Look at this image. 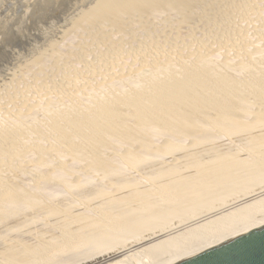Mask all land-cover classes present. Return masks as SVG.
Wrapping results in <instances>:
<instances>
[{
    "label": "bare ground",
    "instance_id": "obj_1",
    "mask_svg": "<svg viewBox=\"0 0 264 264\" xmlns=\"http://www.w3.org/2000/svg\"><path fill=\"white\" fill-rule=\"evenodd\" d=\"M4 1L0 13L18 0ZM77 1L63 36L80 34V51L62 52L59 40L46 37V46L9 76L0 98V113L5 102L16 121L0 126V264H174L264 226V50L248 40L254 32L244 26L258 0ZM11 16L6 25H16L19 18L11 23ZM127 40L140 42L136 53L130 50L129 68ZM33 70L34 81L26 83ZM98 75L122 89L105 86L109 94L85 105L79 97L88 87L78 81ZM56 96L64 109L51 113ZM43 97L47 120L23 123L45 112L36 101ZM81 162L87 179L98 175L101 183L87 187L80 174L67 203L45 199L41 191L58 186V176ZM35 173L41 174L21 177Z\"/></svg>",
    "mask_w": 264,
    "mask_h": 264
},
{
    "label": "rangeland",
    "instance_id": "obj_2",
    "mask_svg": "<svg viewBox=\"0 0 264 264\" xmlns=\"http://www.w3.org/2000/svg\"><path fill=\"white\" fill-rule=\"evenodd\" d=\"M1 2H2V0H0ZM4 1V0H3ZM7 1V0H6ZM27 2L25 3L24 2V0H23V2H22V0H20V3H19V0L16 2V3H14L15 2V0L13 1V6H12V9L11 8H9L8 6H9V4H11V3H9L8 4V6H7V8H9L8 9V11L6 10V13L5 12H2L1 11V13H2V15H1V13H0V25H1V23L3 24L2 25V27L0 28V41H1V43L2 44H0V47H2V49H0V57H2V61L3 60H6V57H7V60L9 59V62L6 60V62H8V64H9V66L7 65V63L6 62H2V61H0V82H3V83H0V93H4V92H1V89L2 90H5V94H0V98L1 97H5L6 96V93H7V89H9V84H12V77H9V76H12L13 74V72H14V70H17L18 68H19V65L21 66L26 60H27V58H29L30 57V55L31 54H33V52L35 51V52H37V51H39V50H41L42 49V47L45 45L46 46V44L50 41V39L52 38H54L53 40H55L56 42H58V40H59V44L60 45H62L61 46V48H62V52H64L65 50L66 51H68V50H70V49H75V48H77V50H79L81 47H79L78 45H80V46H82L83 44L82 43H84V40L82 39V36L80 35V34H71V35H69V36H63V32H64V30H65V28H68L69 27V22H70V20H71V18L75 15V12L73 13V12H71V9H73V6L71 5V3L72 2H75V1H77V0H57L58 2L56 3V7H54V4H53V2H54V0H49V1H51V2H48V0H31L33 3H34V5H33V3L30 1V0H26ZM36 1H38L37 3H36ZM53 1V2H52ZM261 1V2H260ZM258 0V2H259V4H262V5H259L258 4V8H257V3H256V12H254L253 14V16L251 15V18H250V21L248 22L247 21V23H246V21H244V23H245V25H244V23H243V25L244 26H246L247 28H249V27H251V28H249V32L250 33H253L252 35L251 34H249L248 33V40L251 42V43H253V44H255V46L256 47H260V48H263L262 50H264V0L262 1V0ZM5 2V1H4ZM7 2H10V0H8ZM39 2H41L40 4H39ZM45 2V3H44ZM78 2V1H77ZM3 3V2H2ZM19 5H18V4ZM21 3L23 4V6H21ZM25 3V4H24ZM27 3H29L28 5H27ZM46 4V5H44V4ZM50 3L52 4V6L50 5ZM31 4V8H29L28 6ZM36 4H37V6H36ZM50 5V7H49V5ZM57 4H58V6H57ZM68 4V5H67ZM73 4V3H72ZM77 3L75 2V4L74 5H76ZM3 4H1L0 6H2ZM6 5H7V3H6ZM16 7H15V6ZM51 11H49L48 9H46V7ZM66 6H68V7H66ZM71 6V7H70ZM18 7V8H17ZM21 7V8H20ZM28 7V8H27ZM33 7V8H32ZM42 7V9H40V8ZM53 7H54V9H57V10H53ZM57 7H59V9L57 8ZM16 10H15V9ZM53 10H51V9ZM4 9H6V7L4 8ZM23 9H25L26 10V12H25V10H23ZM28 9H31L30 11V13H29V15H30V17L28 16V12H29V10ZM67 9V10H66ZM262 10V11H259V10ZM19 10V11H18ZM35 10H37V12L35 11ZM42 10V11H41ZM66 10V11H65ZM260 12H258V11ZM3 11H5V10H3ZM14 11V12H13ZM18 11V12H17ZM28 11V12H27ZM41 11V12H40ZM43 11L46 13V12H48V13H46V17H48V18H50L49 20H48V23L50 24V23H53V25L51 24V25H47V21H46V18L44 17V14H43ZM64 11V12H63ZM35 12V13H34ZM39 12L40 13H42V15H43V18L44 19H42L41 17H39L40 16V14H39ZM53 12H55L54 14H53ZM62 12V13H61ZM68 13V17H67V14L66 13ZM8 13V14H7ZM9 13H10V15H9ZM14 13H19V15L21 16V14H22V16L23 17H20L19 15H17V14H15V18L13 17V14ZM21 13V14H20ZM27 13V14H26ZM64 13V14H63ZM71 13V14H70ZM257 13V14H256ZM11 14H12V16H11ZM27 16H26V15ZM34 14V15H33ZM35 14H37V15H35ZM49 14V15H48ZM52 14L54 15V20H53V22H52ZM3 15H6V17L5 16H3ZM8 15V16H7ZM63 15H65V16H63ZM256 15V16H255ZM259 15V16H258ZM10 16L12 17V19L10 20V21H12V20H14V19H16V18H19V19H17L16 21H14V22H16V25H15V23H13V21L11 22V23H13V26H16V28L18 29H22V30H20L19 31V29H18V31H17V29H15V31H16V33H15V31L13 32V30H10V29H12V25L10 24V22L9 23H7V25L5 24L6 22H8V20H9V18H10ZM29 17L28 19H26L25 18V21L26 20H29L32 24L35 22V20H36V23H34L33 24V26L32 25H30L29 24V21H28V24L25 26V22H24V20H22V18H24V17ZM35 16H37L38 17V19H40V22H39V20L38 19H36L35 18ZM58 16H60V18H63L62 19V21L60 20V18H58ZM63 16V17H62ZM263 16V17H262ZM7 17H8V19H7ZM56 17V18H55ZM260 17V18H259ZM4 18H5V20L7 19V21H5L4 20ZM35 18V19H34ZM255 18V19H254ZM259 18V19H258ZM56 19H57V21H56ZM58 19L60 20V21H58ZM261 19V20H260ZM18 20H20L19 22H20V24H24L23 26L22 25H20L19 24V22H18ZM21 20L23 21V22H21ZM34 20V21H33ZM45 20V21H44ZM50 20H51V22H50ZM164 20H165V18L163 17V18H161V26L163 27V25H164ZM258 20V21H257ZM263 20V21H262ZM41 21H43V22H41ZM56 21V22H55ZM257 21V22H256ZM46 22V24H44ZM55 22V23H54ZM58 22V23H57ZM60 22V23H59ZM253 23V25H252V23ZM18 23V24H17ZM67 23V24H66ZM256 23H257V25H256ZM42 24V25H41ZM58 24V25H57ZM163 24V25H162ZM4 25H6L5 27H8V28H10V29H5V27H4ZM8 25H10V26H8ZM17 25H18V27H17ZM28 25H30V26H28ZM35 25H36V27H35ZM37 25L39 26V25H41V29L39 28V27H37ZM66 25V26H65ZM251 25V26H250ZM20 26V27H19ZM25 26V27H24ZM43 26V27H42ZM46 26H49V27H46ZM54 26V27H53ZM61 26V27H60ZM161 26L159 27V29L158 30H160L161 29ZM258 26V27H257ZM262 26V27H261ZM33 28V29H35V33L37 32V34H34V32H33V29H30V31L28 30L29 28ZM50 27H52V28H50ZM57 27H59V28H57ZM48 30V28H49V31H50V33H49V31H47L46 29ZM57 28V29H56ZM164 28V27H163ZM190 28H191V26H190ZM41 30L40 32L39 31H37V30ZM254 29H255V31H254ZM9 30V31H8ZM28 30V31H27ZM32 30V31H31ZM43 30L47 33H43ZM189 30V29H188ZM188 30H183V32H182V36H185L183 33H187V31ZM252 32H251V31ZM26 32H28L27 33V35H25L26 34ZM31 32H33V33H31ZM59 32V33H58ZM62 32V33H61ZM25 33V34H24ZM56 33V34H55ZM202 33V32H201ZM14 34H16V35H14ZM22 34H24L25 36H26V39L24 38V36L22 35ZM31 34H34L35 36L37 35L38 36V34H40V35H42L43 37H42V39L43 38H45L46 39V37L47 38H50L49 40L48 39H46V40H44L43 39V42H42V39H40V37H39V39H36V38H34V39H36V40H41V43H39L38 41V43L36 42V40H34L33 39V36L34 35H32V36H28V35H31ZM199 34V36H200V38L201 37H203V33L202 34H200V33H198ZM256 34H257V36H256ZM39 35V36H40ZM54 35V36H53ZM3 36V37H2ZM21 36H23V37H21ZM34 36V37H35ZM50 36V37H49ZM79 36V37H78ZM143 35H139L138 36V39H141V37H142ZM30 37H32V38H30ZM62 39V41L60 42V38ZM4 38L6 39V41H7V43H9L10 41L12 42V43H18L17 45H15V44H12V43H10L11 45L9 46V44H7L8 46H2L3 44L4 45H6V41H4ZM16 38V39H15ZM18 38H19V40H18ZM20 38H21V41H23V42H21L20 43ZM28 38V39H27ZM29 38L30 39H33V40H30V41H27V40H29ZM38 38V37H37ZM56 38H57V40H56ZM143 38V40H144V38H145V36L144 37H142ZM2 39H3V41H2ZM10 39V40H9ZM23 39V40H22ZM51 39V40H52ZM127 39H129V38H127ZM13 40V41H12ZM16 40H18L17 42H16ZM72 40V43H70L69 41H71ZM77 40V41H76ZM83 40V41H82ZM26 41V42H25ZM45 41V42H44ZM131 43H130V42ZM135 42L134 43H132V41L131 40H127L126 41V43H125V53H127L126 54V56H125V54H124V59H127V61H123V63H125V65L126 66H128V68L129 67H131L132 66V64H134V55H133V57H132V54H131V51H132V48L134 49V48H136V49H134V52L133 53H136V50L139 48V44H140V42L138 43V41H137V43H136V40H134ZM30 44H29V43ZM32 42H34L35 44H33ZM74 42V43H73ZM23 43V44H22ZM25 43V44H24ZM43 43V44H42ZM64 43V44H63ZM258 43V44H257ZM26 44H28V45H26ZM32 44V46H29V45H31ZM42 44V45H41ZM66 44V45H65ZM68 44V45H67ZM82 44V45H81ZM129 44V45H128ZM132 44V45H131ZM135 44H136V46H135ZM22 45V46H21ZM24 45H26V46H24ZM35 45V46H34ZM36 45H38V48L36 47ZM77 46V47H75V46ZM128 45V46H127ZM263 45V46H262ZM18 46H20V50H22L23 48H24V50H25V53H23V51L24 50H22V51H20V50H18L19 49V47ZM9 47V48H8ZM10 47H12L11 48V50L12 51H10V52H8V50L10 49ZM17 47V48H16ZM21 47H22V49H21ZM26 47V48H25ZM30 47V48H29ZM31 47H34V48H31ZM70 47V49H68ZM128 47V48H127ZM4 48V49H3ZM5 48H7V49H5ZM13 48H15L14 49V51H13ZM67 48V49H66ZM79 48V49H78ZM29 51H28V50ZM34 49V50H33ZM36 49H37V51H36ZM128 49V50H127ZM1 50H3V52H5V50L7 51V52H5V53H3ZM18 50V51H17ZM77 50H75V52H78ZM93 50V51H92ZM95 49H94V47H92V49H91V51H90V56H89V59L91 60V61H93V60H95L96 58H97V55H96V53H94V52H96V51H94ZM131 50V51H130ZM19 51L21 52V53H19ZM26 51H28V52H26ZM31 51V52H30ZM33 51V52H32ZM80 51V50H79ZM13 52H14V57L12 56V54H13ZM34 52V53H35ZM92 52V53H91ZM98 52V51H97ZM8 53V54H7ZM12 53V54H11ZM16 53V54H15ZM128 53H130V55L128 54ZM7 54V55H6ZM28 54V55H27ZM98 54V53H97ZM187 55H188V52L186 53ZM220 54H221V56H220ZM3 55H5V57L3 56ZM9 55V56H8ZM129 56V57H128ZM215 56H217V58L215 59L217 62H222L223 60H224V55H222V53H217ZM223 56V57H222ZM9 57V58H8ZM5 58V59H4ZM10 58H12V60H14V61H12V62H15V64L14 63H12L11 62V59ZM19 58V59H18ZM25 59V60H24ZM221 59V60H220ZM133 60V61H132ZM11 62V63H10ZM20 62V63H19ZM127 63V64H126ZM11 64V65H10ZM81 63H79V64H77L76 63V65H74V67L76 68V66H78V68H79V70H81V69H83V67H84V65L83 64H81ZM15 65V66H14ZM16 65H17V67H16ZM124 65V66H125ZM140 65V64H139ZM138 64H137V66H139ZM125 66V67H126ZM81 68V69H80ZM4 69V70H3ZM7 70V71H6ZM4 71V72H3ZM32 72H34V70L33 71H31L29 74V76H30V78H29V76H27V78H29V82H26V81H28V80H26L25 82L26 83H31L32 84V82L34 81V74H32ZM36 72V71H35ZM34 72V73H35ZM8 73L10 74V75H8ZM8 76H6V75ZM3 75V76H2ZM36 75V74H35ZM39 75H41V74H39ZM4 77V78H3ZM92 77V79L90 78V77H87V78H85V79H87V82H88V80H89V82L87 83L86 82V80L84 79H81L82 81H78V82H80V83H82L81 85H79V83H78V85H79V87H83L84 88V86H87L88 87V90L86 89H84L83 90V96H82V93H81V95H80V97L79 98H82V99H80L81 101H83V104H85V105H87L88 103H90V102H93V100L95 101V99L97 98V100L96 101H99V100H101V97L103 98L104 97V94L106 95L107 93L109 94V92H107V91H111V92H113L114 91V89H115V91L116 90H121L122 89V86H123V84L121 83V82H116V84L114 83L112 86H110V84H105V80L106 79H104L105 77L104 76H97L98 78H96L95 76H91ZM93 77H95V79L93 78ZM7 78H9V79H7ZM7 79V80H6ZM99 79V80H98ZM6 81V82H5ZM94 82V84H93V82ZM95 81L98 83V84H96L95 85ZM99 81V82H98ZM102 81V82H101ZM105 81V82H104ZM10 82V83H9ZM83 82H85V83H83ZM5 83V84H4ZM25 83V84H26ZM87 83V84H86ZM92 83V85H89V84H91ZM134 83V84H133ZM135 83L136 82H132V83H130V84H128V86L129 87H133L134 85H135ZM3 84V85H2ZM6 84H8V86H4V85H6ZM85 84V85H84ZM98 85H104V89H103V87L101 88L100 86V88H98ZM109 85V86H108ZM116 85V86H115ZM3 86H4V88H3ZM105 86H108L107 88H108V90L106 91V89H105ZM114 86V87H113ZM86 87V88H87ZM90 87V88H89ZM95 87H97L96 89H97V92H95V93H97V95L95 94V95H93L94 94V91H96V89L94 90V88ZM118 87V88H117ZM112 88H114V89H112ZM91 89H93L94 91L92 92V90ZM113 91H112V90ZM103 90V91H102ZM86 93H85V92ZM88 91V92H87ZM106 91V92H105ZM100 92H103L102 94L100 93ZM88 93V94H87ZM100 93V94H99ZM86 95H87V97H86ZM91 96H93L95 99H90L89 100V98L91 97ZM57 97V98H56ZM56 97H54V99L56 98V100L57 101H55L54 100V102H56V103H54V104H52V107H53V105H54V107L53 108H51V107H47V109L48 110H50L51 111V113H60L59 111H62L63 109H64V106H63V103H64V101H63V98H61L60 96L58 97V96H56ZM85 97V98H84ZM44 98V97H43ZM43 98H38L36 101H37V103H38V106L39 107H41V109L42 110H45L46 108H44L46 105L44 104V102H47V100H45V98L43 99ZM87 98V99H86ZM2 99V98H1ZM40 99V100H39ZM59 99V100H58ZM43 100V102H42V104H44V105H42V104H40V102ZM45 100V101H44ZM63 101V103H62V101ZM88 100V101H87ZM85 101V102H84ZM86 102H88V103H86ZM52 103H53V99H52ZM59 105H62V106H59ZM4 104V107L6 108H4V107H2V108H4V110L6 111H2L1 113H2V115H1V113H0V117H2V118H0L1 120H0V126L2 125V126H10L11 124L10 123H15L16 121H15V119L13 118L14 116L12 115V112L10 113V111L7 109V107L5 106V102L3 103ZM41 105V106H40ZM66 105V104H65ZM44 106V107H43ZM56 106H58V108L56 107ZM56 107V108H55ZM45 110V112L43 111V113H38V112H34V113H32L29 117H28V119H27V121H25V122H23V123H25V124H27V125H30V123L31 124H38L39 122V124H41L42 122L41 121H46L47 120V117H48V113H50L48 110ZM59 109V110H58ZM62 109V110H61ZM3 110V109H2ZM57 110V111H56ZM47 111V112H46ZM56 111V112H55ZM5 112V113H4ZM9 113L11 114V116L12 117H10V115H9ZM37 114H39V116H37ZM9 115V116H8ZM41 115V116H40ZM6 116V117H5ZM7 116L9 117V118H7ZM43 116V117H42ZM6 118V119H5ZM10 118H12V119H10ZM44 118H46V120L44 119ZM6 120V122H4ZM11 120V121H10ZM39 121V122H38ZM43 121V122H44ZM1 122L3 123V124H1ZM7 122H9V123H7ZM27 122V123H26ZM6 125H5V124ZM8 124V125H7ZM23 126V125H22ZM84 163V164H83ZM77 164V165H76ZM72 166H73V169H72ZM71 166V169L72 170H70V172H69V174H67V175H59L58 177H59V185L57 186V185H55L54 184V186L56 187H54V186H48V187H46V188H48V189H45V187H43L42 188V190H44V191H41L43 194L42 195H44V197H45V199H50V200H52V201H57L58 203H67L69 200H70V196H71V194H70V192H69V190H71L70 188L72 187V182L74 183L75 181H77L79 178H83V177H80V174H82L81 176H84V178H85V181H87L88 182V184H89V182H90V184L88 185V184H86V186L88 187H96L98 184L97 183H101V178H98L99 176L98 175H96V178H95V176H93V179H94V181H92L93 179H87L88 177H89V175H87V174H89V173H84V171H85V169H84V167L85 166H87V163L86 162H81V164H79V163H75V164H73ZM82 166V167H81ZM78 167V168H77ZM75 168V169H74ZM79 169H80V172H79ZM78 170V171H77ZM72 172V174L74 175H72V174H70ZM86 172V171H85ZM78 173V174H77ZM38 174H41V173H35V174H33V175H22L21 177H22V179L23 178H25V177H28V178H25L24 179V181L26 180H29V178H30V176H33V178L34 177H39L40 175H38ZM63 176V177H62ZM65 176V177H64ZM98 176V177H97ZM63 179H62V178ZM70 177V178H69ZM72 177H74V178H72ZM32 178V177H31ZM98 178V179H97ZM66 179H68V181H66ZM90 180V181H89ZM71 181V183H69ZM97 181H99V182H97ZM94 182V183H93ZM53 183H51L50 185H52ZM69 184V185H68ZM62 187V188H61ZM66 187V188H65ZM69 187V188H68ZM59 189V190H58ZM53 190V191H52ZM65 190V191H64ZM50 191H52L51 193H50ZM49 194H48V193ZM65 194V195H64ZM69 194V195H68ZM47 195V196H46ZM67 196H69V199H68V197ZM65 197H67V198H65ZM53 198V199H52ZM55 198V199H54ZM57 198H59V199H57ZM64 198V199H63ZM48 199V200H49ZM60 199H61V201H60ZM60 201V202H59ZM63 201H65V202H63ZM67 201V202H66Z\"/></svg>",
    "mask_w": 264,
    "mask_h": 264
},
{
    "label": "water",
    "instance_id": "obj_3",
    "mask_svg": "<svg viewBox=\"0 0 264 264\" xmlns=\"http://www.w3.org/2000/svg\"><path fill=\"white\" fill-rule=\"evenodd\" d=\"M174 264H264V226Z\"/></svg>",
    "mask_w": 264,
    "mask_h": 264
}]
</instances>
